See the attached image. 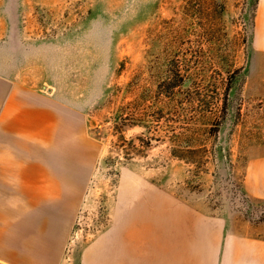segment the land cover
Wrapping results in <instances>:
<instances>
[{
    "label": "rangeland",
    "instance_id": "374dc122",
    "mask_svg": "<svg viewBox=\"0 0 264 264\" xmlns=\"http://www.w3.org/2000/svg\"><path fill=\"white\" fill-rule=\"evenodd\" d=\"M262 1L0 0L1 82L56 100L61 138L42 140L41 154L50 180L70 179L42 192L0 180V264H105L109 235L137 237L156 264H224L238 243L264 242V198L245 186L264 160ZM176 74L174 100L154 99ZM196 89L219 115L197 163L172 157L162 131L142 148V126L115 130L122 107L126 119L164 105L193 113ZM140 205L144 219L118 224Z\"/></svg>",
    "mask_w": 264,
    "mask_h": 264
},
{
    "label": "crops",
    "instance_id": "0c3cea01",
    "mask_svg": "<svg viewBox=\"0 0 264 264\" xmlns=\"http://www.w3.org/2000/svg\"><path fill=\"white\" fill-rule=\"evenodd\" d=\"M263 25V22L260 23V37ZM1 81L0 79V180L4 182L2 186L18 189L37 188L41 192L43 188L48 187L49 182L53 187H64V183L70 179L65 178L62 170H53L50 180L41 154L42 140L47 141L46 145H49L48 141L56 143L61 138L57 128L59 112L56 100L34 90L27 83ZM60 118L61 122L65 123L63 115ZM50 123L56 127L44 136L43 133ZM245 186L252 195L264 198V160L250 163ZM43 195L40 193V196ZM53 197L60 201L63 194L56 192ZM235 249L234 261L226 259L224 264H264V242L238 243Z\"/></svg>",
    "mask_w": 264,
    "mask_h": 264
},
{
    "label": "trees",
    "instance_id": "16d2710c",
    "mask_svg": "<svg viewBox=\"0 0 264 264\" xmlns=\"http://www.w3.org/2000/svg\"><path fill=\"white\" fill-rule=\"evenodd\" d=\"M183 76L176 74L175 79L169 77L167 80L160 83L156 90L154 91L155 97L158 98V101H161L163 98L164 101L170 103V100H174V96L176 91L174 88L180 87L181 82H183ZM197 102L194 101V98H188V105L190 109H193V113H189L184 105L180 107L179 113L177 115H173L171 113L170 108H168V112H166V106L159 107L158 109L152 110L150 114L151 119H147L148 115L136 114L133 118L126 119L123 117L121 111H123V107L120 110L119 120L116 121L115 130L120 131L124 126H142L145 131L148 133L147 136L138 137V141L142 148H147L151 146V142L162 141L161 135H158L160 131H162L169 141L170 144V155L174 158L181 159L187 161L189 163H197L194 158H199L201 160V156L203 153L207 151L206 139L203 138L205 134H210L213 122L219 117L216 112L212 111L211 107L207 106L205 102L209 96L201 93V90L196 89ZM194 94V96H196ZM202 98V99H201ZM146 101V95H140L134 102V107H138L141 102ZM192 102H195L191 104ZM198 104V105H196ZM184 111V112H182ZM220 111V110H219ZM200 163V161H198ZM242 192V191H241ZM243 198H246V194L242 192ZM247 201V199L245 200ZM259 220H264L263 217L259 218Z\"/></svg>",
    "mask_w": 264,
    "mask_h": 264
},
{
    "label": "bare ground",
    "instance_id": "6f19581e",
    "mask_svg": "<svg viewBox=\"0 0 264 264\" xmlns=\"http://www.w3.org/2000/svg\"><path fill=\"white\" fill-rule=\"evenodd\" d=\"M263 1H262V3H264ZM259 20H260L261 24H262V22L264 24V6L263 5H262V7L259 10ZM260 43H262L263 46H264V32L263 31H261ZM148 199H146V200H148L146 202V204H149V203H154L155 204L156 203V201H153L150 197ZM141 207H142L141 205L138 206L135 210H132V213H130V214L129 213L123 214V216L121 218V221L118 224H122V223L126 222V220H129L130 218H132L134 220H138L137 222L141 221V219H144L145 216H146L145 213L147 211H146V209H145V211H143L144 208H142V210H141L140 209ZM33 220H35V219H32V221ZM137 231H140V229L137 228ZM109 241L111 243L110 246H109L110 249L108 248L107 249L108 251L105 249V251L102 254L99 255V257L102 258V260H103V262L105 264H113L115 262H120V261H124V262H126L125 264H129L128 258L131 259L130 264H142V263L146 264V262L150 258H152L153 261L151 263H148V264H156V262H155V260H157L156 253L155 252H150V251H147V250L142 251L141 248L138 249L140 244L138 242V238L137 237L136 238L133 237L132 240H129L128 237L127 238L126 237L125 238L122 237V239H120L119 237L112 238V235H109ZM134 246H136L135 249L133 248ZM8 256H7V258H8ZM16 258H18V257H16ZM145 260H147V261H145ZM92 261H97V260L95 259V260H92ZM164 263H170V261L168 260V262H164ZM18 264H19V262H18Z\"/></svg>",
    "mask_w": 264,
    "mask_h": 264
}]
</instances>
